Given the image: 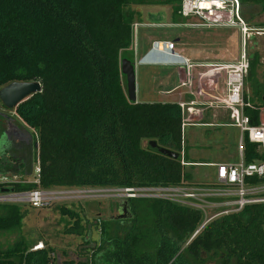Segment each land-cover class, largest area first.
I'll use <instances>...</instances> for the list:
<instances>
[{
  "label": "trees",
  "instance_id": "trees-1",
  "mask_svg": "<svg viewBox=\"0 0 264 264\" xmlns=\"http://www.w3.org/2000/svg\"><path fill=\"white\" fill-rule=\"evenodd\" d=\"M182 1L0 0V89L13 82L41 84L40 93L15 109L38 142V182L22 180L0 189L24 193L193 184L180 160L157 152L160 147L181 155L180 107L131 103L121 71L123 53H132L134 46L133 26L142 23L133 7L168 6L176 21L184 19ZM239 2L249 25L256 9L264 13V0ZM255 25L264 27L263 22ZM262 59L264 50H251L244 98L252 126L260 125L264 109V83L257 79ZM244 159L264 161L247 137ZM249 183L263 185L264 178ZM25 206L0 204V233H20L10 247L0 244V264H60L54 248L42 245L33 251L41 240L22 234ZM123 208L130 217L96 223L100 238L86 264H264V203L214 219L196 236L202 222L196 210L142 198L126 199ZM60 211L68 217L66 235L90 234L79 214L64 206Z\"/></svg>",
  "mask_w": 264,
  "mask_h": 264
},
{
  "label": "rangeland",
  "instance_id": "rangeland-1",
  "mask_svg": "<svg viewBox=\"0 0 264 264\" xmlns=\"http://www.w3.org/2000/svg\"><path fill=\"white\" fill-rule=\"evenodd\" d=\"M133 9L140 12L142 23H138L140 27L134 29L132 53H123L122 60H130L134 64L152 49L156 41L173 42L180 39L179 45L186 50H183L182 55L193 65L204 66L195 68L197 70L196 76L193 78V89L197 92L200 81H205L202 78L206 71H223L216 66L212 69L205 66L233 64L239 55L241 37L235 29H190L184 27L186 19L180 18L174 21L171 17L172 10L168 6H134ZM259 11V9L255 10L256 15L251 21V26L255 28H258L256 23H264V13L260 14ZM255 38V42L251 40L247 44L249 54L257 46L262 54L264 34ZM178 48L177 46L176 49ZM178 69L177 66H139L136 69L138 101L140 103H177L178 101L194 100V96L186 93L188 87H179L183 81H179ZM179 76L182 77V75ZM184 78L185 76H183ZM257 79L260 83H264V59L261 60V64L257 68ZM245 89L247 90L246 87ZM206 100L202 96L198 97L199 102ZM197 108L202 109L203 120L200 122L202 125L187 126L183 130V145L187 150L188 162L198 164L238 163L240 161V132L238 128L230 125L234 121H232L229 112L219 108L207 109L204 106H197ZM16 123L29 134H34V131L19 117L16 119ZM146 145L147 143L143 142V146ZM259 151L264 154V149L260 148ZM37 170L38 163L34 157V160L25 168V172L21 176L12 178L11 181L21 182L24 180L28 183H35ZM186 171L191 174L194 185H212L216 182V168L214 167L192 165L187 167ZM67 190L74 191L76 194L71 198L52 202L45 207L34 208L27 203H17L26 205L24 209L28 212L23 221L22 234L35 241L41 240L38 246L54 248L60 264L66 262L86 264L87 258L91 254V248L95 246L93 242L98 243L100 238L96 223L99 224L98 222L109 218L121 217L123 203L127 199L126 193L117 189ZM62 206L79 214L83 218L84 224L90 225L88 236L79 237L65 234L68 217L61 214L60 207ZM217 212L212 211L210 215L213 216ZM19 235V232L0 233L1 247H10L19 238ZM86 241H91L92 244L88 245Z\"/></svg>",
  "mask_w": 264,
  "mask_h": 264
},
{
  "label": "built area",
  "instance_id": "built-area-1",
  "mask_svg": "<svg viewBox=\"0 0 264 264\" xmlns=\"http://www.w3.org/2000/svg\"><path fill=\"white\" fill-rule=\"evenodd\" d=\"M180 15L186 19L183 26L190 29H235L240 34L241 49L235 63L218 68L225 70L224 92H219L217 85L205 77L202 78L205 81H200L199 89L196 92L193 89L192 77L189 75L187 85L190 92L186 93L196 97L197 101L177 102L182 112V132L187 126L202 125L200 124L203 120L202 109H198L197 106L228 111L232 121H234L230 125L238 128L240 132V161L235 164L187 163L184 158L185 147L183 145L181 151L182 166L208 165L216 168V182L214 184L194 185L184 182L178 186H152L122 189L121 191L126 193L125 197L127 199L164 200L200 212L202 222L194 234L196 236L214 219L239 213L248 205L264 203V197L261 196V193L264 192V184L256 186L249 183L254 178H264V161L246 163L244 159L245 137L248 138L250 143L257 145L259 149H264V109L260 113V125L252 126L250 117L245 114V109L250 106L246 104L244 98L245 83L250 68V54L247 44L256 36L263 35L264 27L255 28L245 21L239 0H183ZM133 27L136 30L140 26L137 23ZM165 44L168 45V49L174 50L175 45L173 42H165ZM185 62L186 67L190 68L191 65L186 60ZM200 96L207 100L199 102L198 97ZM38 174L39 167L37 176ZM13 182L17 181H11V183ZM37 182L36 180L35 183ZM75 194L76 192L64 188L24 193H0V204L27 203L34 208H41L52 202L71 198ZM212 211L218 212L211 216ZM39 247L42 246L34 247L33 251L41 249Z\"/></svg>",
  "mask_w": 264,
  "mask_h": 264
},
{
  "label": "water",
  "instance_id": "water-1",
  "mask_svg": "<svg viewBox=\"0 0 264 264\" xmlns=\"http://www.w3.org/2000/svg\"><path fill=\"white\" fill-rule=\"evenodd\" d=\"M252 57V56H251ZM185 59L175 53L174 50L168 48H159V43L155 42L151 50L134 64L130 60H122L121 71L126 78L127 96L131 103H140L137 98L136 86V69L139 66H184ZM41 92V84L38 82H13L0 89V103L8 110L16 109V107L27 100L34 94ZM4 117V116H3ZM7 119V118H6ZM35 147L38 149V142ZM157 152L182 160V155L172 152L164 148H157ZM12 192L9 188L0 189V193Z\"/></svg>",
  "mask_w": 264,
  "mask_h": 264
},
{
  "label": "flooded vegetation",
  "instance_id": "flooded-vegetation-1",
  "mask_svg": "<svg viewBox=\"0 0 264 264\" xmlns=\"http://www.w3.org/2000/svg\"><path fill=\"white\" fill-rule=\"evenodd\" d=\"M4 116V117H3ZM0 186L11 183L12 178L17 177L16 171L21 174L34 160V147L31 144L33 135L29 134L21 125L16 123L18 115L16 111L8 110L0 103ZM7 118V119H6ZM22 146V148H20ZM22 149L23 158L16 159L12 149ZM7 150L8 153L5 151ZM11 175V176H8ZM8 188V187H2ZM124 217H123V216ZM121 219L130 217L129 210L123 208Z\"/></svg>",
  "mask_w": 264,
  "mask_h": 264
},
{
  "label": "crops",
  "instance_id": "crops-1",
  "mask_svg": "<svg viewBox=\"0 0 264 264\" xmlns=\"http://www.w3.org/2000/svg\"><path fill=\"white\" fill-rule=\"evenodd\" d=\"M156 42H158L159 44H165V42H159V41H156ZM169 42V41H168ZM180 39H176L175 41H173V43H174V51H175V53H177L179 56H181V57H183L188 63H189V65H191V67L190 68H187L186 67V65H184V66H180V67H178L179 69H178V77H179V81H183L182 82V84L181 85H179V87H188V89H187V91L186 92H190V88H189V86L186 84V74H187V71L189 72L188 74L192 77V80H193V78H195V72H196V70L197 69H195V68H197V67H204V66H195V65H193L192 63H190L187 59H186V57H184L183 55H182V53H183V50L184 51H186L183 47H181L179 44H180ZM177 46L179 47L178 49H176L177 48ZM226 65H229V64H226ZM226 65H210V66H205V67H208V69H212V68H214V66H216L217 68H222L223 66H226ZM216 68V69H217ZM210 71H212V70H208V71H206V73H205V75H204V77L205 78H207V79H212L210 82H212L213 84H215V85H217V90H219V92H224V83H225V70H223V71H219V72H210ZM204 74V73H203ZM179 75H182V77L181 76H179ZM188 75V76H189ZM183 76H185V78L183 79ZM193 82H194V80H193ZM192 101H197V99H196V97H194V100H192ZM34 135V134H33ZM36 136H33V138H32V141H31V144L33 145V147H34V157H35V152L38 150L36 147H35V144H36V138H35ZM20 148H22V146L20 147ZM13 151H14V153L13 154H15V158L16 159H22L23 158V151H22V149H12ZM7 153H8V151L7 150H5ZM198 164V163H197ZM201 164V163H200ZM208 164H219V163H208ZM15 175H17V177L20 175V173H18V171H16V173H15ZM8 176H11V175H8ZM1 177V176H0Z\"/></svg>",
  "mask_w": 264,
  "mask_h": 264
},
{
  "label": "bare ground",
  "instance_id": "bare-ground-1",
  "mask_svg": "<svg viewBox=\"0 0 264 264\" xmlns=\"http://www.w3.org/2000/svg\"><path fill=\"white\" fill-rule=\"evenodd\" d=\"M168 45H166V44H159V48H169V47H167ZM183 66V65H182ZM189 74H188V71H187V74H186V84H187V82H188V76Z\"/></svg>",
  "mask_w": 264,
  "mask_h": 264
}]
</instances>
